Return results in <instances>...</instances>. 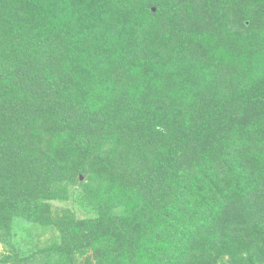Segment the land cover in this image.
Wrapping results in <instances>:
<instances>
[{
	"label": "trees",
	"instance_id": "obj_1",
	"mask_svg": "<svg viewBox=\"0 0 264 264\" xmlns=\"http://www.w3.org/2000/svg\"><path fill=\"white\" fill-rule=\"evenodd\" d=\"M0 247L264 264V0H0Z\"/></svg>",
	"mask_w": 264,
	"mask_h": 264
},
{
	"label": "rangeland",
	"instance_id": "obj_2",
	"mask_svg": "<svg viewBox=\"0 0 264 264\" xmlns=\"http://www.w3.org/2000/svg\"><path fill=\"white\" fill-rule=\"evenodd\" d=\"M80 196V190L78 186H74V188L71 190L69 200L66 202H57L52 204L53 210H58L64 207H67L71 212H73L77 218H87L92 217L93 213L91 211H88L87 208L81 205L83 201L81 200ZM40 231V230H39ZM36 236V235H35ZM51 236V233L48 231L44 233L42 239L40 238V241L44 240L45 238H49ZM22 240V243L19 241L20 249L21 251H28L32 247V232L26 231L23 227L18 230L17 240ZM2 251L0 247V252Z\"/></svg>",
	"mask_w": 264,
	"mask_h": 264
},
{
	"label": "water",
	"instance_id": "obj_3",
	"mask_svg": "<svg viewBox=\"0 0 264 264\" xmlns=\"http://www.w3.org/2000/svg\"><path fill=\"white\" fill-rule=\"evenodd\" d=\"M80 179H81V177H80Z\"/></svg>",
	"mask_w": 264,
	"mask_h": 264
}]
</instances>
